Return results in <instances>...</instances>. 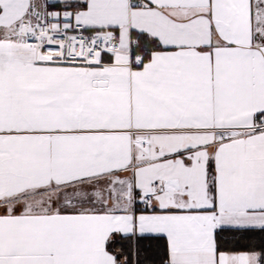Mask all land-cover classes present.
Wrapping results in <instances>:
<instances>
[{"label":"snow or ice","instance_id":"snow-or-ice-1","mask_svg":"<svg viewBox=\"0 0 264 264\" xmlns=\"http://www.w3.org/2000/svg\"><path fill=\"white\" fill-rule=\"evenodd\" d=\"M0 264H264V0H0Z\"/></svg>","mask_w":264,"mask_h":264}]
</instances>
